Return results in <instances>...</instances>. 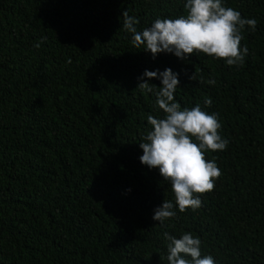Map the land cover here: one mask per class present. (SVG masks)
Listing matches in <instances>:
<instances>
[{"label":"trees","instance_id":"obj_1","mask_svg":"<svg viewBox=\"0 0 264 264\" xmlns=\"http://www.w3.org/2000/svg\"><path fill=\"white\" fill-rule=\"evenodd\" d=\"M186 2L0 0V264H168L165 232L198 236L216 264H264V0H223L257 21L242 66L134 47L124 11L142 31ZM166 69L175 101L217 114L229 143L206 153L222 175L202 206L161 225L175 197L139 144L164 114L137 86Z\"/></svg>","mask_w":264,"mask_h":264},{"label":"clouds","instance_id":"obj_2","mask_svg":"<svg viewBox=\"0 0 264 264\" xmlns=\"http://www.w3.org/2000/svg\"><path fill=\"white\" fill-rule=\"evenodd\" d=\"M186 15L178 18H157L150 27L138 31L139 20L123 12V29L132 34L134 47L144 46V50L155 58L160 53L174 54L181 60L194 53H202L228 66H242L248 55V48L241 47L242 32L247 26L255 31L257 21L244 18L232 7H226L223 0H187L184 5ZM35 47L39 48L37 43ZM147 78V79H145ZM160 79L161 86L148 83ZM137 88L152 93L163 117H147L151 131L139 144L143 151L140 162L150 169H159L164 181H169L175 197V205L164 200L162 206L154 210L153 220L161 225L176 217L174 207L179 212L196 210L202 206L201 196L215 188L221 177L216 160L206 158V153L223 151L229 141L220 134L221 123L218 115L201 109L199 105L181 108L174 99L179 85L178 74L171 69L164 72L145 71ZM215 84L214 79L208 81ZM210 106L212 100L206 99ZM168 264H216L211 255L201 253L202 241L190 232L176 238L165 232Z\"/></svg>","mask_w":264,"mask_h":264}]
</instances>
